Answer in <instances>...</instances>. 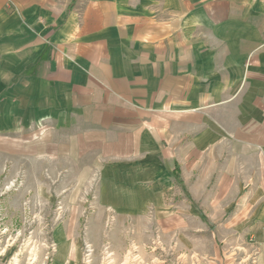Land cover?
I'll return each instance as SVG.
<instances>
[{"label": "crops", "instance_id": "0c3cea01", "mask_svg": "<svg viewBox=\"0 0 264 264\" xmlns=\"http://www.w3.org/2000/svg\"><path fill=\"white\" fill-rule=\"evenodd\" d=\"M40 124L121 213L176 166L216 174L199 201L264 264V0H0V138Z\"/></svg>", "mask_w": 264, "mask_h": 264}, {"label": "rangeland", "instance_id": "374dc122", "mask_svg": "<svg viewBox=\"0 0 264 264\" xmlns=\"http://www.w3.org/2000/svg\"><path fill=\"white\" fill-rule=\"evenodd\" d=\"M46 127L0 138V264H257L256 238L223 233L230 217L199 201L206 187L219 192L216 174L206 184L199 169L176 166L174 184L135 191L137 209L148 198L142 213H121L101 201L104 170L88 154L66 160Z\"/></svg>", "mask_w": 264, "mask_h": 264}, {"label": "trees", "instance_id": "16d2710c", "mask_svg": "<svg viewBox=\"0 0 264 264\" xmlns=\"http://www.w3.org/2000/svg\"><path fill=\"white\" fill-rule=\"evenodd\" d=\"M76 0H73V2H75Z\"/></svg>", "mask_w": 264, "mask_h": 264}, {"label": "bare ground", "instance_id": "6f19581e", "mask_svg": "<svg viewBox=\"0 0 264 264\" xmlns=\"http://www.w3.org/2000/svg\"><path fill=\"white\" fill-rule=\"evenodd\" d=\"M135 258V257H134Z\"/></svg>", "mask_w": 264, "mask_h": 264}]
</instances>
